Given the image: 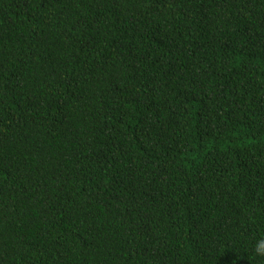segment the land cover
Listing matches in <instances>:
<instances>
[{"label": "trees", "instance_id": "16d2710c", "mask_svg": "<svg viewBox=\"0 0 264 264\" xmlns=\"http://www.w3.org/2000/svg\"><path fill=\"white\" fill-rule=\"evenodd\" d=\"M264 0H0V264H264Z\"/></svg>", "mask_w": 264, "mask_h": 264}, {"label": "clouds", "instance_id": "9594fccd", "mask_svg": "<svg viewBox=\"0 0 264 264\" xmlns=\"http://www.w3.org/2000/svg\"><path fill=\"white\" fill-rule=\"evenodd\" d=\"M256 251L257 253L264 255V240H261L258 242L256 246Z\"/></svg>", "mask_w": 264, "mask_h": 264}]
</instances>
